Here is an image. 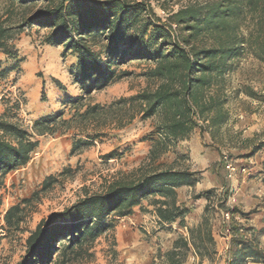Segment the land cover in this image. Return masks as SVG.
<instances>
[{"label":"trees","instance_id":"trees-1","mask_svg":"<svg viewBox=\"0 0 264 264\" xmlns=\"http://www.w3.org/2000/svg\"><path fill=\"white\" fill-rule=\"evenodd\" d=\"M151 1L165 18L155 12ZM2 8L0 52L15 58L14 42L25 30L43 32V43L62 46V54L76 60L72 77L82 94L68 97L73 110L69 118L61 110L35 119L26 128L4 115L0 118V188L9 172L27 164L38 138L45 134L72 131L71 155L91 146L101 129L121 128L136 116L152 118L156 134L138 167L119 172L98 192L85 191L71 206L41 219L25 238L24 254L16 264H67L91 256L90 246L114 228L110 218L130 215L136 206L150 211L144 201L160 227L178 218L182 222L189 209L177 203L176 189L195 185L198 172L181 163L185 157L176 144L187 139L198 119L206 121L210 130L222 128L229 115L224 94L227 76L242 52L264 64V0H5ZM135 59L148 63L141 73L146 82L142 89L109 104L84 102L93 92L121 80L126 72L118 67ZM14 68L1 69L0 76ZM52 80L61 88L59 80ZM234 91L264 101L245 86ZM12 105L19 108V100ZM171 150L174 159L162 161ZM56 181L54 176L45 177L39 190L10 206L0 228L18 229L25 210ZM212 193L206 190L193 198H209ZM188 235L175 238L172 248L158 252V261L152 264H185L191 247L200 257L210 254L205 247L197 251L212 241L208 219L189 228ZM231 241L233 258L227 264H244L247 258L264 264V251L240 237Z\"/></svg>","mask_w":264,"mask_h":264},{"label":"rangeland","instance_id":"rangeland-1","mask_svg":"<svg viewBox=\"0 0 264 264\" xmlns=\"http://www.w3.org/2000/svg\"><path fill=\"white\" fill-rule=\"evenodd\" d=\"M4 3L5 0H0V12ZM151 4L155 6V12L165 18L164 12L153 1ZM42 35L43 32L37 33L34 29L25 30L14 42L17 49L15 58L5 57L0 52V70L15 66L12 71L0 76V118L4 115L7 120L24 128L45 114L61 110L64 111V117L69 118L73 110L67 103L68 97L77 98L82 94L72 77L76 60L69 54L63 55L62 46L43 43ZM130 42L131 39L127 38L126 43ZM147 65V61L139 59L120 65L118 70L126 72V75L114 84L93 92L84 102L109 104L120 96H131L145 86L141 73ZM52 78L62 83L61 88L54 84ZM243 86L264 97V64L247 51L239 55L234 70L227 76L224 89L226 109L230 104L233 108H245L242 101L252 99L243 92L234 95V90ZM15 100H19V108L12 105ZM204 124L202 121L195 128L214 136L222 133L221 129L210 130ZM101 130L91 146L74 155L70 154L75 137L72 131L45 134L38 138V147L27 164L4 177L0 188L1 223L5 211L39 190L45 177L51 175L57 181L25 210L18 229L3 231L0 228V264H16L21 260L25 251V238L41 219L71 206L85 191L98 192L104 181L112 179L119 172L138 167L151 148L150 138L156 135L154 120L141 119L140 116L134 117L121 128L106 127ZM111 151L114 152L111 157L105 156ZM179 153L185 157L181 162L185 166L186 154ZM173 157L175 152L171 150L161 160L170 163ZM66 168L69 171L60 176ZM138 211L144 214L149 212L138 208L130 215L111 217L114 228L90 246L88 252L91 256L67 264H131L130 258L134 253L147 248L153 251L157 244L153 236L155 229H144L146 225L136 221L135 216L140 215ZM122 232L129 238V246H121Z\"/></svg>","mask_w":264,"mask_h":264},{"label":"crops","instance_id":"crops-1","mask_svg":"<svg viewBox=\"0 0 264 264\" xmlns=\"http://www.w3.org/2000/svg\"><path fill=\"white\" fill-rule=\"evenodd\" d=\"M245 108H233L230 104L229 116L222 124L218 136L210 132L201 133L198 128L190 133L187 139L178 141L179 151L186 154L185 167L198 172V179L193 186H182L176 189V200L179 205L189 209L182 222L176 219L160 227L150 206L144 214L139 212L135 219L146 228H153L155 244L150 248L136 252L130 258L131 264H152L158 261V252L163 253L172 248V242L179 235L188 238V229L197 227L203 218L208 219L209 235L212 241L197 248L205 247L210 254L199 256L190 248L185 264H227L233 258L232 246L225 249V240L220 234L222 216L225 208L234 209L233 217L237 223L247 229V238L235 234L233 239L241 238L253 249L264 251V102L254 99L242 101ZM243 106V107H244ZM223 151L237 166H246L247 171L227 177V170L221 161ZM174 157L172 158V160ZM212 190L209 198L194 194H203ZM147 201L143 202L146 206ZM136 206L133 211L138 209ZM214 209L213 212L210 209ZM123 218V217H122ZM148 221V223H147ZM149 231L147 230V233ZM201 234L203 230L201 229ZM121 233V246H129V238ZM251 259V258H247Z\"/></svg>","mask_w":264,"mask_h":264},{"label":"built area","instance_id":"built-area-1","mask_svg":"<svg viewBox=\"0 0 264 264\" xmlns=\"http://www.w3.org/2000/svg\"><path fill=\"white\" fill-rule=\"evenodd\" d=\"M198 124H202L201 120H197ZM206 123V121H204ZM221 161L224 163V167L227 170V177L231 178L237 173H243L246 172L248 169L246 166H237L233 161L230 159L229 154L225 151L221 154ZM220 216H222V229L220 234L225 240V249L227 250L229 248V244L232 240V238L235 236V234L239 235L242 239L247 238V229L243 226L237 223L235 221L233 214L230 210V208H225L224 210L220 211ZM244 264H262L259 262H254L251 259H247Z\"/></svg>","mask_w":264,"mask_h":264}]
</instances>
